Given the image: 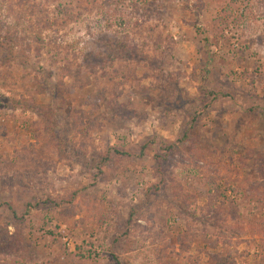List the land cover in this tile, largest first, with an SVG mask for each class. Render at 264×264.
Here are the masks:
<instances>
[{"label": "rangeland", "instance_id": "rangeland-1", "mask_svg": "<svg viewBox=\"0 0 264 264\" xmlns=\"http://www.w3.org/2000/svg\"><path fill=\"white\" fill-rule=\"evenodd\" d=\"M116 260L264 264V0H0V264Z\"/></svg>", "mask_w": 264, "mask_h": 264}, {"label": "trees", "instance_id": "trees-1", "mask_svg": "<svg viewBox=\"0 0 264 264\" xmlns=\"http://www.w3.org/2000/svg\"><path fill=\"white\" fill-rule=\"evenodd\" d=\"M186 137H187L186 134L183 135V138L186 139ZM181 142L183 143L184 140L181 139ZM144 148H145V147L142 148L143 151L141 152V154H143V152H144ZM172 149H173V146H172V147L167 146V150H168V151H170V150H172ZM114 154H115V155H121V153H119L118 151H114ZM156 158L159 160L158 157H156ZM102 161H103V164H105V165H106L107 163H109V162H110V155L106 156ZM9 210H10V209H9ZM11 213H12L13 217L17 218V215H16V213H15L14 211H12ZM220 263H221V261L219 262V264H220ZM116 264H120V262L116 260Z\"/></svg>", "mask_w": 264, "mask_h": 264}]
</instances>
